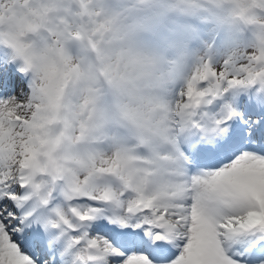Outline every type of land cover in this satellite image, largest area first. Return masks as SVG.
Listing matches in <instances>:
<instances>
[{
    "label": "snow or ice",
    "instance_id": "1",
    "mask_svg": "<svg viewBox=\"0 0 264 264\" xmlns=\"http://www.w3.org/2000/svg\"><path fill=\"white\" fill-rule=\"evenodd\" d=\"M179 100L76 167L0 131V264H264V73L207 65Z\"/></svg>",
    "mask_w": 264,
    "mask_h": 264
},
{
    "label": "clouds",
    "instance_id": "2",
    "mask_svg": "<svg viewBox=\"0 0 264 264\" xmlns=\"http://www.w3.org/2000/svg\"><path fill=\"white\" fill-rule=\"evenodd\" d=\"M169 11H203L247 37L218 62L196 52L183 69L143 35ZM258 59L264 60V0H0V67L13 66L29 87L20 98L0 99V131L17 143L41 137L69 167L91 150L111 160L109 145L92 141L162 126L205 66L258 75ZM95 166H103L100 159Z\"/></svg>",
    "mask_w": 264,
    "mask_h": 264
},
{
    "label": "rangeland",
    "instance_id": "3",
    "mask_svg": "<svg viewBox=\"0 0 264 264\" xmlns=\"http://www.w3.org/2000/svg\"><path fill=\"white\" fill-rule=\"evenodd\" d=\"M178 15L176 13L169 16L166 12L156 18L151 31L153 36H144V39L151 46L162 50L167 56L176 58L178 67L183 69L191 65L194 53H203L209 63H216L222 57H226L233 47L243 42L247 37L246 32L237 33L217 21L205 19L203 11L184 12L181 16ZM221 26H223V34L220 40L216 44L211 43L212 33ZM190 44L192 47L189 46ZM19 90L21 91L12 92L10 95L15 94L20 98L23 93H27L22 86L19 87ZM10 95H0V99Z\"/></svg>",
    "mask_w": 264,
    "mask_h": 264
}]
</instances>
